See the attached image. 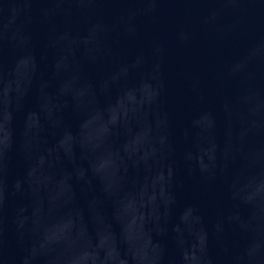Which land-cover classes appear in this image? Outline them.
Returning <instances> with one entry per match:
<instances>
[{
	"label": "water",
	"instance_id": "obj_1",
	"mask_svg": "<svg viewBox=\"0 0 264 264\" xmlns=\"http://www.w3.org/2000/svg\"><path fill=\"white\" fill-rule=\"evenodd\" d=\"M0 264H264V0H0Z\"/></svg>",
	"mask_w": 264,
	"mask_h": 264
}]
</instances>
